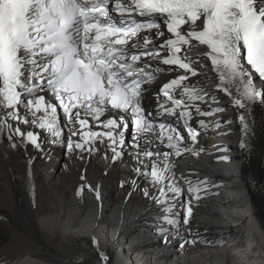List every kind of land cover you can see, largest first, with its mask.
<instances>
[{"label":"snow or ice","instance_id":"1","mask_svg":"<svg viewBox=\"0 0 264 264\" xmlns=\"http://www.w3.org/2000/svg\"><path fill=\"white\" fill-rule=\"evenodd\" d=\"M115 17L120 18L118 23ZM193 41L208 50L205 55L218 74L216 90L232 97L241 137L237 149L245 159L251 158L257 139L255 106L264 107V0H0V138L13 149L26 151L31 145L41 158L46 154L45 142L65 145V131L66 155L76 151L91 155L100 150L97 142L103 146L107 141L113 162L125 153L135 161V176L122 180L120 186L129 185V197L139 189L156 206L153 223L162 243L178 240L181 249L197 244L200 237L189 224L194 201L208 191L209 181L205 178L194 185L186 180L185 195L168 158L203 150L195 145L198 128L206 122L198 119L193 126V109L198 116H210L225 108L202 110L195 102L211 105L219 100L185 83L200 74L194 66L199 61L182 54ZM154 61L167 69L154 66ZM174 70L182 74L163 83L153 94L154 109L146 110L145 85L158 73ZM45 92L47 99L40 94ZM58 107L65 117L63 126ZM164 116L183 123L191 146L184 145L177 126L161 120ZM129 122L133 125L130 138ZM216 123L219 127L221 121ZM33 129L45 131L49 139L43 140ZM145 133H152L172 151L152 150L156 145L151 140L145 141L151 147H145L140 143ZM144 158L152 160L150 169ZM33 159L28 156L29 165ZM217 159L228 162L231 157ZM141 177L144 187H140ZM251 185L257 186L255 179ZM260 188L264 190V185ZM88 189L92 190L90 185ZM83 190L81 186L77 195ZM95 194L99 199V186ZM100 258L108 260L102 253Z\"/></svg>","mask_w":264,"mask_h":264},{"label":"bare ground","instance_id":"2","mask_svg":"<svg viewBox=\"0 0 264 264\" xmlns=\"http://www.w3.org/2000/svg\"><path fill=\"white\" fill-rule=\"evenodd\" d=\"M187 27L184 26L185 30ZM195 46L193 42L184 46V53L193 62L199 61L194 66L200 74L185 83L215 95L219 104H213L224 107L225 111L219 119H204L206 126L198 128L199 142L195 148L203 149L198 155L173 154L168 163L185 195L188 194L186 180L194 185L205 178L209 181L208 191L201 192L202 198L194 201L189 224L200 241L183 249L178 240L162 243L153 223L156 206L139 189L129 197V185L120 186L122 180L135 176L132 170L135 161L125 153L122 160L113 162L107 141L103 146L97 142L100 150L91 155L79 151L66 155L65 131V145L51 146L45 142L43 158L31 145L25 151L13 149L6 139L0 140V264H264V193L259 190V184L264 183V107L255 106L256 149L251 158L245 159L237 149L241 138L238 110L224 93L216 90L214 86L219 79L205 63L204 50ZM179 74L182 73L164 72L148 87L143 101L149 110L156 104L155 92L149 90ZM180 91H176L177 98ZM40 94L48 98L47 92ZM197 103L200 107L207 106ZM57 112L63 126V110L58 107ZM105 118L107 114L102 117ZM168 119L185 137L184 145L191 146L183 124L177 123L174 116ZM228 119L233 123H223ZM90 123L94 122L90 120ZM215 129L228 138L226 148L217 143L212 132ZM33 130L39 131L43 140L49 139L45 131ZM132 130L129 122L128 138ZM147 140L156 145L154 151H172L159 144L152 133H145L140 139L142 145L151 147L145 143ZM228 154L234 156L230 161H218L217 157ZM28 156L34 158L30 165ZM144 160L150 169L152 160ZM252 179L256 181L255 188ZM89 185L92 190L88 189ZM81 186L84 190L77 195ZM98 186L99 199L95 194ZM144 186L141 177L140 187ZM246 193L255 218L248 215ZM94 240L98 243L94 244ZM101 253L108 257L107 261L100 258Z\"/></svg>","mask_w":264,"mask_h":264}]
</instances>
